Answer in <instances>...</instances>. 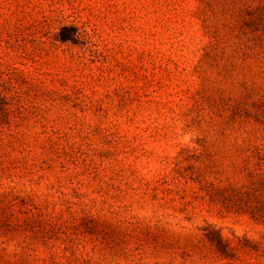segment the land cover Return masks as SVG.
I'll use <instances>...</instances> for the list:
<instances>
[{"label":"rangeland","instance_id":"1","mask_svg":"<svg viewBox=\"0 0 264 264\" xmlns=\"http://www.w3.org/2000/svg\"><path fill=\"white\" fill-rule=\"evenodd\" d=\"M263 22L264 0H0V264H264V42L210 35Z\"/></svg>","mask_w":264,"mask_h":264},{"label":"trees","instance_id":"2","mask_svg":"<svg viewBox=\"0 0 264 264\" xmlns=\"http://www.w3.org/2000/svg\"><path fill=\"white\" fill-rule=\"evenodd\" d=\"M254 20L259 21L260 19L257 16H255ZM262 21L263 20H261V22ZM210 35H211V42H212L211 46L219 45L221 43H223V44L232 43L233 46L235 45V46L247 47V49L249 51L250 50L253 51L252 55L254 56L256 61L259 63L262 62L261 61L263 58L262 52H259L257 50V47L262 45L264 42V25H263L262 29H257L254 32H249L247 30L240 29V30L228 32V33L214 32V33H211ZM248 43H250L251 46H247ZM247 188L249 190H253L256 192V189L254 187L253 182L251 183L250 187H247ZM240 190H242V188L238 189L237 192L240 193L239 192ZM240 201H241V199H240ZM256 203H259V202L256 201ZM251 207H253L254 209H256V208L258 209V207L256 205H251ZM217 246H218L219 251L226 252L225 242L220 236L217 240Z\"/></svg>","mask_w":264,"mask_h":264}]
</instances>
